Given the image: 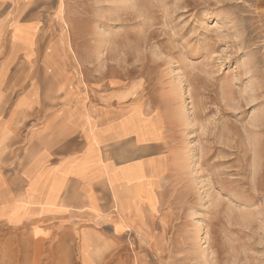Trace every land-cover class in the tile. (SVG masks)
Wrapping results in <instances>:
<instances>
[{
	"label": "rangeland",
	"instance_id": "1",
	"mask_svg": "<svg viewBox=\"0 0 264 264\" xmlns=\"http://www.w3.org/2000/svg\"><path fill=\"white\" fill-rule=\"evenodd\" d=\"M32 9L47 16L50 40L64 36L106 63L129 97L152 98L177 126L182 159L170 215H161L171 225L165 244L153 252L128 232L99 264H264L257 0H40ZM57 232L0 221V264H84L78 231Z\"/></svg>",
	"mask_w": 264,
	"mask_h": 264
},
{
	"label": "crops",
	"instance_id": "2",
	"mask_svg": "<svg viewBox=\"0 0 264 264\" xmlns=\"http://www.w3.org/2000/svg\"><path fill=\"white\" fill-rule=\"evenodd\" d=\"M34 1L0 0V221L78 231L84 264L128 232L156 252L182 159L174 117L129 97L122 76L64 36L50 40Z\"/></svg>",
	"mask_w": 264,
	"mask_h": 264
}]
</instances>
